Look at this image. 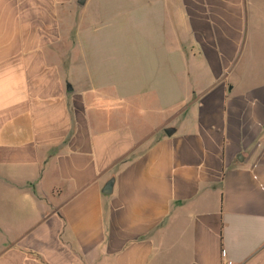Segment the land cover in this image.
<instances>
[{
	"label": "crops",
	"instance_id": "crops-1",
	"mask_svg": "<svg viewBox=\"0 0 264 264\" xmlns=\"http://www.w3.org/2000/svg\"><path fill=\"white\" fill-rule=\"evenodd\" d=\"M149 1L133 93L65 88L78 0H0V264H264V0Z\"/></svg>",
	"mask_w": 264,
	"mask_h": 264
},
{
	"label": "rangeland",
	"instance_id": "rangeland-1",
	"mask_svg": "<svg viewBox=\"0 0 264 264\" xmlns=\"http://www.w3.org/2000/svg\"><path fill=\"white\" fill-rule=\"evenodd\" d=\"M88 1L84 5L75 4L72 24L60 21L63 35L67 29L74 33L71 40L75 41V47L69 46L67 55L68 44L61 43L59 53L62 62L74 63L73 70L66 72L68 84L80 89L82 80L95 84L114 82L127 92L150 90V60L157 63L159 57V61L177 63L175 53H164L157 42L163 21H152L158 12L150 10L149 0ZM249 6L257 17L264 13V2ZM152 29L155 32L150 33ZM238 50L236 61L242 63L241 47Z\"/></svg>",
	"mask_w": 264,
	"mask_h": 264
},
{
	"label": "water",
	"instance_id": "water-1",
	"mask_svg": "<svg viewBox=\"0 0 264 264\" xmlns=\"http://www.w3.org/2000/svg\"><path fill=\"white\" fill-rule=\"evenodd\" d=\"M84 2H85V0H78V4H79V5H83ZM71 89H72V87L70 86V84H67V90L70 91ZM112 184H113V179H110V180L107 182L105 188L102 190V192H103V193H110V192H111V188H112Z\"/></svg>",
	"mask_w": 264,
	"mask_h": 264
},
{
	"label": "built area",
	"instance_id": "built-area-1",
	"mask_svg": "<svg viewBox=\"0 0 264 264\" xmlns=\"http://www.w3.org/2000/svg\"><path fill=\"white\" fill-rule=\"evenodd\" d=\"M220 257L222 259V262L224 264H232V262L230 260L227 259V254H226V251L224 249H222L220 251Z\"/></svg>",
	"mask_w": 264,
	"mask_h": 264
}]
</instances>
